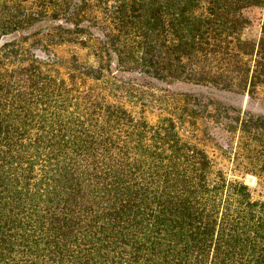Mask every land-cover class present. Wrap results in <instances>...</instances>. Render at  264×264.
Returning <instances> with one entry per match:
<instances>
[{
    "label": "trees",
    "instance_id": "1",
    "mask_svg": "<svg viewBox=\"0 0 264 264\" xmlns=\"http://www.w3.org/2000/svg\"><path fill=\"white\" fill-rule=\"evenodd\" d=\"M256 6L0 3V264H264V199L216 168L174 114H146L154 100L196 99L159 84L253 98L264 23L257 43L243 31ZM39 34L93 60L74 54L63 71L34 52ZM250 117L255 137L264 117Z\"/></svg>",
    "mask_w": 264,
    "mask_h": 264
},
{
    "label": "rangeland",
    "instance_id": "2",
    "mask_svg": "<svg viewBox=\"0 0 264 264\" xmlns=\"http://www.w3.org/2000/svg\"><path fill=\"white\" fill-rule=\"evenodd\" d=\"M3 0H0V3ZM248 23L243 31L246 39L259 42L264 23V6L251 7L245 11ZM34 52L43 59L53 58L58 66L66 71L72 56L79 55L81 60H93L86 50L75 44H51L42 34L29 38ZM163 90L193 91L194 97L182 98L174 107L163 109L158 101L151 102L146 114L156 120L161 112L172 113L178 120L181 133L204 147L212 157L215 167L223 169L230 178H241L253 189L254 196L264 199V128H258L255 137L248 135L247 128L254 130L250 116L264 117V87L260 86L252 98L248 92L244 95H231L210 88L190 87L184 83L159 84ZM159 90V89H158ZM192 106L193 115L183 114V104ZM252 129H251V128ZM257 129V128H256ZM250 176L256 177L251 182Z\"/></svg>",
    "mask_w": 264,
    "mask_h": 264
},
{
    "label": "water",
    "instance_id": "3",
    "mask_svg": "<svg viewBox=\"0 0 264 264\" xmlns=\"http://www.w3.org/2000/svg\"><path fill=\"white\" fill-rule=\"evenodd\" d=\"M254 178H255V180H256V177H254V176H250V180H251V182H254V181H253Z\"/></svg>",
    "mask_w": 264,
    "mask_h": 264
}]
</instances>
